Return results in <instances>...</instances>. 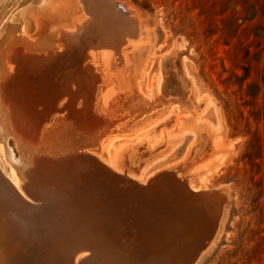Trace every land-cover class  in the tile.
I'll return each instance as SVG.
<instances>
[{"label": "rangeland", "instance_id": "1", "mask_svg": "<svg viewBox=\"0 0 264 264\" xmlns=\"http://www.w3.org/2000/svg\"><path fill=\"white\" fill-rule=\"evenodd\" d=\"M14 29L55 48L61 30L79 37L33 78L47 104L101 78L102 119L88 124L100 143L63 170L29 182L13 162L24 150L0 133L26 200L37 202L25 183L63 177L69 219L52 242L69 244L81 226L75 264H264V0H0V52ZM67 114L52 111L42 129Z\"/></svg>", "mask_w": 264, "mask_h": 264}, {"label": "bare ground", "instance_id": "2", "mask_svg": "<svg viewBox=\"0 0 264 264\" xmlns=\"http://www.w3.org/2000/svg\"><path fill=\"white\" fill-rule=\"evenodd\" d=\"M77 38H79L77 37V35L76 36L74 35V37H72V35L67 34L66 31L61 30L58 41H62V42L64 41L66 43V46L64 45V47L61 46L55 48V42H53L52 38H45L37 43H34L28 41V39L26 40L18 30L14 29L11 32V34L8 35L7 37L8 41L4 46V49L0 52V133H2L3 135H11L12 138L14 139V142L18 144L17 147L19 149L24 150L25 158L23 162L21 164H18L15 161L13 162L23 172L22 175H24L29 182L31 183L33 182V184L35 183L33 179L35 180L40 178L41 176H43L42 173L44 172L46 173L45 175H47V173L50 172L48 170L49 167L53 166L54 168L58 167L60 169V167L62 166L63 168H65L66 164L68 163L71 164L70 162L75 161L76 159L74 158L76 156L75 154L77 153L86 154L85 152L87 151L81 152L85 147V145L86 146L87 144L94 145L99 141V136H98L99 134L97 135L95 130L89 128L88 124L90 123L96 124L95 122H97V125L98 124L100 125V120L102 119V118L100 119L99 116L96 114V104H97V99H98L97 97L99 92L97 84L99 81H101L100 77H98L95 83L94 81H91V84L89 85V87L87 88L84 94L82 95L79 94V92L84 89V84L79 83L80 87L78 92L74 89H69L70 91L67 92L66 98L67 97H69V99L71 98L69 101L66 102L65 101L66 99L64 97H60L59 99H55L54 102L51 98V100L53 101L51 102L52 103L51 105L47 104L44 100H40L39 98L40 95L39 96L37 95V89L34 86V82H33L34 76H37L39 74L41 75L42 69L45 70L46 67H49L51 61L56 60L55 58H57L56 56L58 55V52L56 51H61L62 49L68 51L69 49L74 47L73 44L74 42H78ZM79 44L80 43H77L76 46H78ZM71 45L73 46L71 47ZM20 46L22 48H20ZM78 48L79 47H77V49ZM72 52L73 49L71 53ZM88 53L87 55L88 58L90 59L89 64L95 67L96 66L95 62L96 59L98 58L97 56L99 53L97 52H92L91 54ZM58 57H60V55ZM85 70L86 68H84V71ZM74 80L76 81V79ZM102 96L104 103H106L108 100V90ZM80 98L81 100L79 101ZM61 99L64 100V103H62V107L58 106L59 105L58 102ZM82 104H84L83 105L84 108H81ZM61 109L68 111V114L66 115L67 119L64 120L61 118V120L59 121L56 120L55 128L44 129L43 127L42 129L43 124L50 119L51 112L54 110L60 111ZM68 120H71V122H69ZM95 129H97V127ZM91 157L93 156L91 155ZM94 158L98 162L102 163L101 165L104 166L103 167L104 169L111 171L110 173L116 176L115 177L113 175L114 178L121 179L120 181L123 180V177L118 175V173H115L112 169H110L107 165H105L103 163L104 161L102 160L100 161L98 158H96V156ZM98 162H96V164H99ZM66 171L68 170L66 169ZM72 172L77 174V175L75 174V176H79L77 173L78 171L77 172L72 171ZM67 173H69V171ZM53 174L52 176L54 177ZM79 174H80V170H79ZM59 175L61 176V174H58V176ZM72 175H71L72 178L70 179L74 180L73 179L74 175L73 176ZM66 176H64L65 179ZM55 178H56V182L54 181L55 182L54 184L51 183L52 187L51 186L48 187L49 185L47 186V184L42 185L43 183L39 184L41 182L40 181L35 187L30 186V188H28V186H26L27 183H25L24 184L25 190L27 192L29 191L30 193H34L35 197L33 198H35L37 202L36 204L35 203L33 204L29 200H26L24 195L16 190L17 188L16 171L7 162L4 149L0 145V264H75L73 262L74 260L73 256L77 252L78 248H80L78 247V245L80 244H77L76 241L80 240L81 238L80 236L84 234L83 232L80 231V233L82 234H80L79 236L77 235L78 231L82 230L81 226L79 227L77 225L79 227L78 231L76 230L77 228H74L77 232H72L73 237H70L71 242L69 244L67 242L66 243L63 242L54 243V241L52 242V239L53 238L55 239L54 236L58 235L57 233L62 232L64 222L67 219H69V215L67 213H69L70 209L69 206L67 207V202L68 204H70L71 202L69 195H67L62 189H57V186H59L64 182L60 180L63 177L59 179V181H61L62 183L57 181L58 177ZM82 178L78 177V180L82 181ZM48 179L50 180L51 177H49ZM71 183L73 182H70L69 185H71ZM30 198L32 199V196ZM32 200L34 201V199ZM74 210L75 209H73V211ZM64 214H66L67 216ZM55 220H59L58 225H56V223L54 225ZM177 221L179 222V219ZM59 224L62 227H60ZM82 224L84 223H81V225ZM85 226L86 225H84V227ZM87 242L88 241L84 242L83 246L85 245V247L86 246L89 247V245L86 244ZM94 251H96L98 254V250H94ZM107 255L109 254L107 253ZM105 256H101V257H105ZM98 257L101 259L100 255ZM115 258L116 257H114V259ZM157 262L158 261H156V264ZM159 262L158 264H160ZM102 264H108L107 260L103 261Z\"/></svg>", "mask_w": 264, "mask_h": 264}, {"label": "water", "instance_id": "3", "mask_svg": "<svg viewBox=\"0 0 264 264\" xmlns=\"http://www.w3.org/2000/svg\"><path fill=\"white\" fill-rule=\"evenodd\" d=\"M142 187H144V189H146L147 187H145V186H142ZM149 188V187H148ZM192 256V255H191ZM191 256H189L187 259H186V261L189 259V258H191ZM190 260V259H189Z\"/></svg>", "mask_w": 264, "mask_h": 264}]
</instances>
